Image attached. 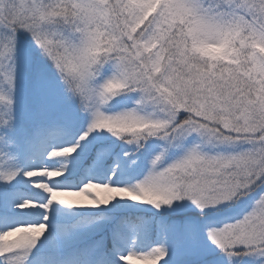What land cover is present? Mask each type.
Masks as SVG:
<instances>
[{"label":"snow or ice","instance_id":"6c2138e0","mask_svg":"<svg viewBox=\"0 0 264 264\" xmlns=\"http://www.w3.org/2000/svg\"><path fill=\"white\" fill-rule=\"evenodd\" d=\"M0 264H264V0H0Z\"/></svg>","mask_w":264,"mask_h":264}]
</instances>
